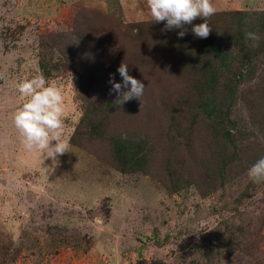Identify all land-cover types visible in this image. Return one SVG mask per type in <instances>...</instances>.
<instances>
[{"label": "rangeland", "instance_id": "374dc122", "mask_svg": "<svg viewBox=\"0 0 264 264\" xmlns=\"http://www.w3.org/2000/svg\"><path fill=\"white\" fill-rule=\"evenodd\" d=\"M212 3L222 15L264 10V0ZM150 21L147 0H0V264H136L141 259L147 264H264V182L254 183L248 175L264 158V122L250 107L261 105L262 73L244 80V97L233 110L239 127L234 135L241 137L239 161L230 173L212 176L207 184L198 180L201 185L173 191L165 179L170 160L174 168H184L178 157L187 156V143L193 147L188 156L195 161L194 173L211 174L210 147L218 142L210 120L201 114L195 126L179 114L178 129L168 132L172 92L157 101L145 90L136 106L116 114L109 127L110 133L138 128L147 134L154 159L148 173L119 170L107 139L75 137L79 144L72 145L85 110L81 96L99 101L112 92L105 76L89 74L87 81L58 73L46 79L65 97L69 152L53 161L22 143L13 119L25 102L17 85L41 74L42 34L100 25L111 31L108 41L114 52L123 42L136 47L133 25ZM131 69L143 72V67ZM159 69L165 77L170 74L173 86L184 85L167 63H159ZM249 91L252 97L245 98ZM250 132L257 135H236ZM228 147L234 150L232 144ZM229 224L248 245L216 247L215 231L226 233Z\"/></svg>", "mask_w": 264, "mask_h": 264}, {"label": "trees", "instance_id": "16d2710c", "mask_svg": "<svg viewBox=\"0 0 264 264\" xmlns=\"http://www.w3.org/2000/svg\"><path fill=\"white\" fill-rule=\"evenodd\" d=\"M204 22V18L198 17L192 24L184 25L183 29L171 30H165L166 22L137 23L133 25V30L137 29L136 33L131 32V38H135L133 45L136 47L125 45L123 42L114 52L111 51L108 41L111 31L107 33L100 25L98 29L91 24L80 29L50 31L40 36L39 66L46 79L63 73L88 81L91 74V78L105 76L109 81L114 77L115 82L123 84L117 69L125 63L129 67V74L141 80L145 84L144 92L150 90L151 94L155 95V100L165 101L166 96H169L170 92L173 93V107L169 111L170 122L172 118L173 123L169 125V133L172 129H178L177 116L182 113L185 114L184 118L189 120V126H195L199 114L210 120L214 140H218L210 147L211 174L194 173L195 161L191 154L188 156L193 147L191 143H187V156L181 154L178 157L184 168H174L171 160L165 167V179L169 180V187L173 191L199 181L206 184L213 182L212 176L223 177L235 168L239 161L238 139L241 137L234 135L239 131V127L233 110L236 109L240 98L244 97L241 94L245 89L244 80L248 76L250 80L257 73L264 75V10L254 13L235 10L223 15L215 13L207 20L212 26V31L206 39L196 37L192 32L195 24ZM185 29L186 34L181 38L178 33ZM246 32L259 35L258 46H253L254 42L251 40L246 42ZM159 63H167L170 69L173 68L175 76H179L177 81H182L184 85L173 86V78H170V74L165 77L161 68L159 69ZM133 65L135 68L143 67V72L132 70ZM148 68L150 73H146ZM112 86L113 84H110L109 88ZM77 89L80 90V87ZM129 89L130 85L123 91ZM250 91L245 93V98L252 97ZM259 91L264 94V90ZM118 95L113 91L107 92L99 101L87 98L90 96L84 94V97L81 96L85 102V110L77 134L71 138L72 145L79 144L75 137L107 139L119 170L125 173H148L154 159L153 144L149 142L147 134H142L138 128L110 133L109 127L116 114L122 110L129 111L141 99L133 98L118 105ZM250 107L254 110L256 119L264 122V96L260 106ZM193 111L196 112L190 116ZM244 134L248 138L257 135L253 132L236 135ZM229 144L234 147L232 152L229 151ZM189 160L192 163H189ZM218 182L221 183V180L216 184ZM203 193L207 194L208 191ZM225 232L220 229L215 231V239L219 241L216 242V247L235 248L240 246L241 242L248 245V242L237 236L232 225H227ZM182 259L184 263L185 258ZM164 263L159 261L151 264ZM136 264L147 263L145 259H141Z\"/></svg>", "mask_w": 264, "mask_h": 264}, {"label": "clouds", "instance_id": "9594fccd", "mask_svg": "<svg viewBox=\"0 0 264 264\" xmlns=\"http://www.w3.org/2000/svg\"><path fill=\"white\" fill-rule=\"evenodd\" d=\"M147 4L155 22L166 21L165 30L183 29L184 25L202 17L205 22L195 24L192 32L196 37L205 39L211 34L212 26L207 20L216 13L212 0H147ZM185 34L186 29L178 33L181 38ZM245 40H251L253 46H258L260 37L255 32H246ZM117 71L122 77L123 87L130 85L128 91H122L121 83L115 82L114 77L110 80L112 91L119 94L117 104L122 105L133 98L140 99L145 84L129 74V67L125 63ZM3 78L4 74L0 73V79ZM17 89L25 102L14 113L13 119L25 149L45 153L47 158L56 161L58 156L70 151L69 141L65 137V97L62 90L49 83L42 73L24 79L18 83ZM248 175L254 183L264 182V158L248 170Z\"/></svg>", "mask_w": 264, "mask_h": 264}, {"label": "water", "instance_id": "95a60500", "mask_svg": "<svg viewBox=\"0 0 264 264\" xmlns=\"http://www.w3.org/2000/svg\"><path fill=\"white\" fill-rule=\"evenodd\" d=\"M139 256L142 257V252H140Z\"/></svg>", "mask_w": 264, "mask_h": 264}]
</instances>
